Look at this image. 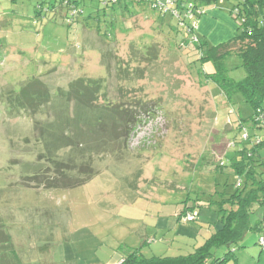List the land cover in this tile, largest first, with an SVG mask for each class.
<instances>
[{"label": "rangeland", "instance_id": "374dc122", "mask_svg": "<svg viewBox=\"0 0 264 264\" xmlns=\"http://www.w3.org/2000/svg\"><path fill=\"white\" fill-rule=\"evenodd\" d=\"M53 1L0 0V215L13 236L16 256L23 264H120L133 252L145 258L194 253L221 228L218 214L197 208L198 219L186 223L180 212L197 198L211 197L202 187H212L216 165L234 137V122L250 117L251 106L240 94L228 97L212 80V61L191 62L187 49L180 47L186 35L170 14L158 20L151 10L131 20L118 17L113 42L104 33L111 36V15L119 16V7L113 11L103 0H83L79 6L88 24L69 26L65 11L48 8ZM240 1L217 0L215 5L230 15L228 8ZM121 21L128 29H118ZM153 44L156 61L141 63L144 80L131 85L122 73L133 76L139 49L146 53ZM107 65L110 100L135 108L143 101L150 111L138 117L136 130L121 142L127 148L109 143L98 150L113 125L105 132L99 126L89 130L88 120L95 122L98 113L77 105L76 115L73 102L56 98L31 107L34 91L41 87L56 96L73 79H106ZM225 71L236 81L246 75L235 55L226 59ZM99 100L100 107L108 104ZM75 117L84 139L99 140L100 146L55 148L51 153L47 143L55 138L49 129ZM258 133L264 138V129ZM49 158L65 162L75 173L83 165L92 166L96 174L71 189L27 187V177L57 173ZM228 171L217 178L234 190L237 179ZM77 174L79 179L89 177ZM263 219L264 206L257 207L244 239L218 249L215 258L234 251L235 259L224 264H264Z\"/></svg>", "mask_w": 264, "mask_h": 264}, {"label": "trees", "instance_id": "16d2710c", "mask_svg": "<svg viewBox=\"0 0 264 264\" xmlns=\"http://www.w3.org/2000/svg\"><path fill=\"white\" fill-rule=\"evenodd\" d=\"M81 1L83 0H56L51 3L56 4L48 8L55 13L59 10L65 11L64 15H66V22L69 26L78 23L85 26L88 22L87 17H85L86 11L79 6ZM177 2V6L181 9L184 6L187 7V2H191L197 9L203 10L204 6L211 5L216 0H178ZM103 4L106 9L112 8L113 11H115L116 7L121 9L119 16L116 14L111 15V36L107 32L104 33V38L109 39L112 37L113 42H115L117 34L116 21L118 17L131 20V18L139 16V12H148V10L153 11L154 15L158 16L157 20L164 16L149 0H103ZM40 8L42 9V6ZM73 11L77 12L74 16L72 14ZM232 16L239 24L237 34L228 42L213 47H209L208 42L201 38L198 33H192L181 27L180 21L177 19L179 30L186 35L181 41L180 47L185 51L187 49L186 53L190 56L191 62H201L204 65V62L212 61L216 69V72L211 75L212 80L222 88L228 97L240 94L253 110V114L250 117L243 118L239 116L234 122L235 134L230 141L228 152L225 153L221 164L216 165L213 185L212 187L210 185L202 187L204 192L211 197H207L206 200L197 198L193 205H185L179 215V219L182 222H186L184 221L186 215H193L195 219L192 222H195L199 216L197 208L204 207L214 210L218 214L221 228L190 255L174 258H145L138 252H133L125 257L120 264H224L231 259H235L234 251H230L222 259L215 258V252L223 247L232 248L234 245H239L246 233L252 229L250 224L252 213L257 207L264 206V138L258 133V131L264 129V0H241L233 7ZM70 20L72 21L70 22ZM118 29L122 31L128 28L126 27L125 29L124 21H121ZM98 32H100V29H98ZM194 37H196L197 41L194 40ZM151 47L152 49L146 52L148 54L139 49L136 59L138 61L137 69L135 73H132L133 76L135 75L134 77L131 76L130 71L122 73L123 76L128 75L131 85L144 80L142 77L144 68L140 67L141 63L145 64L148 60L150 62L156 61L158 54V51H156L158 49L157 45L153 44ZM231 55H235L241 60V66L246 72L245 77L240 81L231 79L226 75L225 61ZM106 68V79H92L87 76L73 79L67 84L68 87L59 90L56 96L55 93L52 94L38 85L41 89H39L38 93L34 91V103L31 104V107L39 108L56 98L63 100L66 104L73 102L76 104V115L79 112L77 105L79 108H87L89 111L98 113V118L94 120L95 122L90 123L91 120H88L90 124L89 130H91V126H99L105 132L108 127L113 125V133L103 137V145L100 146L98 144L100 143L99 140H96L95 143L100 146L99 148L95 145V147L99 148L98 150L105 149L109 143L111 147L112 143H114L113 146L115 148L118 145L119 148H127L121 142L127 140V136L136 130L138 117L148 115L150 111L143 106V101H139V107L135 108L124 105L121 101L116 104L118 102L116 99L110 100L107 92L111 71L109 65ZM128 79H125V81ZM142 84L144 85V83ZM124 90L126 89L123 88ZM139 90H142V88ZM101 97L105 100L102 102L107 101L108 103L102 107L97 105ZM76 121V117L68 119L66 122H60V124L58 122V125L56 124L52 126L51 130L49 129L48 132L52 136L54 135L55 138L54 141L51 139L47 143L51 146V153L56 152L54 151L55 148H60L58 150H74L80 146L81 149L85 150L86 147H91L95 144L92 139H84L86 133H83L84 129L82 130ZM115 132H118L117 137L114 136ZM115 142L118 143L115 144ZM49 159L58 166L57 173L53 177L48 176L49 178L44 176V179L39 178L41 176L37 174L27 177L24 179L27 187L36 189L41 187L45 189H71L85 185L96 174L92 166L88 168V166L83 165L80 172L83 175H89V177L79 179L80 175L78 176L77 173L80 172L75 173L65 162L63 163V161L55 158ZM226 169H229L227 173L234 175L237 179L234 190L231 189L229 182L224 187L217 178ZM38 178L43 181L36 182L39 180ZM199 186L198 191L200 190ZM261 223L264 224V219L261 220ZM262 229L264 230V227L259 228V230ZM260 241L264 245V237ZM0 264H23L16 256L13 236L7 231L2 215H0Z\"/></svg>", "mask_w": 264, "mask_h": 264}, {"label": "crops", "instance_id": "0c3cea01", "mask_svg": "<svg viewBox=\"0 0 264 264\" xmlns=\"http://www.w3.org/2000/svg\"><path fill=\"white\" fill-rule=\"evenodd\" d=\"M215 4L216 2L211 5L204 6L203 10L205 11L201 17L202 19H200L198 30L199 36L204 38L207 42L208 40L211 41L212 39H217L218 42L215 45L208 42L209 47L220 45L221 43L234 38L239 29L238 22L236 21L235 23V18L232 16L233 8H228L230 10L229 15L227 9L219 8ZM227 152L228 150L226 153Z\"/></svg>", "mask_w": 264, "mask_h": 264}, {"label": "built area", "instance_id": "2783aa9c", "mask_svg": "<svg viewBox=\"0 0 264 264\" xmlns=\"http://www.w3.org/2000/svg\"><path fill=\"white\" fill-rule=\"evenodd\" d=\"M160 13L166 15L170 14L180 21V26L187 29L190 32L198 33L200 19L204 14L203 10L197 9L193 3L187 2V7L183 9L177 6L178 0H149ZM76 11H73V16L76 15ZM72 20H70L71 22ZM194 40L197 41L196 37ZM195 217L193 215H186L184 221L192 222Z\"/></svg>", "mask_w": 264, "mask_h": 264}]
</instances>
